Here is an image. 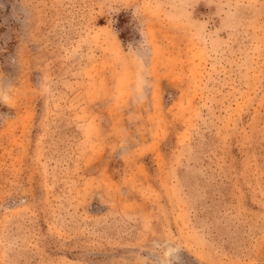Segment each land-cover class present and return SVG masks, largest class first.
<instances>
[{
    "label": "rangeland",
    "instance_id": "rangeland-1",
    "mask_svg": "<svg viewBox=\"0 0 264 264\" xmlns=\"http://www.w3.org/2000/svg\"><path fill=\"white\" fill-rule=\"evenodd\" d=\"M0 264H264V0H0Z\"/></svg>",
    "mask_w": 264,
    "mask_h": 264
}]
</instances>
